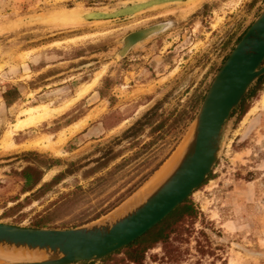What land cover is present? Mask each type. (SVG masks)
Instances as JSON below:
<instances>
[{"label":"rangeland","instance_id":"1","mask_svg":"<svg viewBox=\"0 0 264 264\" xmlns=\"http://www.w3.org/2000/svg\"><path fill=\"white\" fill-rule=\"evenodd\" d=\"M131 1L0 0V94L12 101L0 105V222L70 228L135 200L175 159L215 73L264 7V0H192L132 18H56ZM163 22H168L164 29L123 49L128 35ZM60 69L63 76L49 77ZM99 71L100 80L79 95ZM79 82L85 83L78 87ZM93 87L108 102L106 112L85 136L68 139L72 126L57 134L54 130L90 108L95 99H78ZM257 87L241 116L239 107L209 178L188 197L196 217L177 211L144 235L139 241L146 247L144 264H264V80ZM41 103L65 109L15 130L14 123L27 117L21 110ZM21 130L48 135L15 151L13 140ZM7 131L13 144L3 146ZM62 132L64 141L57 143ZM47 142H54V149L43 147ZM28 152L58 162L48 167L23 155ZM159 163L158 173L109 209ZM27 166L41 171L33 187L21 176ZM45 183L50 184L41 188ZM173 248L178 260L170 259ZM127 250L91 264H127Z\"/></svg>","mask_w":264,"mask_h":264},{"label":"water","instance_id":"2","mask_svg":"<svg viewBox=\"0 0 264 264\" xmlns=\"http://www.w3.org/2000/svg\"><path fill=\"white\" fill-rule=\"evenodd\" d=\"M189 1L135 0L110 10L62 12L56 18L72 22L132 18L158 6ZM262 75L264 7L215 73L182 152L165 175L125 207L80 226L24 227L0 222V264H91L142 236L206 179L224 151L241 100Z\"/></svg>","mask_w":264,"mask_h":264},{"label":"trees","instance_id":"3","mask_svg":"<svg viewBox=\"0 0 264 264\" xmlns=\"http://www.w3.org/2000/svg\"><path fill=\"white\" fill-rule=\"evenodd\" d=\"M264 80V75L260 76L257 81H256V85L255 87L241 100L240 103V116L242 115V113H244L247 109V100L249 98H251L252 96L255 95L256 89L259 88L257 86H259L261 84V82ZM5 97V95H4ZM5 99V98H4ZM12 102V101H11ZM10 101L6 100V103H11ZM134 127H131L129 129H132ZM136 130V129H135ZM24 156H29V155H34L35 159H37V161L39 163L42 164H48V167L53 166L56 162H58V160H47V159H43V158H39V155L36 153H32V152H28V153H24ZM161 165V163H159L156 167H154L151 171H149L146 175H144L134 186H132L126 194H123L122 196H120L118 198V200L113 203L109 209L114 208L116 205H118L120 202H122L126 197H128L129 195H131L143 182H145L149 176L152 175V173L154 171H156L159 166ZM40 173L41 171L32 167V166H27L25 167L22 171H21V176L24 179V182L26 185H29L30 187L35 186L39 180H40ZM210 174L208 175L207 179L209 178ZM57 177L54 178L52 180V182L56 181ZM48 184L50 183H45L41 186V188L43 186H48ZM79 188V187H78ZM177 211H181V213H185L189 218H191V220H193L196 217V210L194 209L193 204L189 201V199H185L182 203H180L174 210H172L165 218H169L171 217L174 213H176ZM97 217V216H96ZM164 218V219H165ZM164 219H162L161 221H163ZM160 221V222H161ZM160 222H158L156 225H154L151 229H149L146 233H144L142 236L138 237L137 239H135L133 242L129 243L127 246L117 250L116 252H114L113 254H118L120 253L122 250L124 249H128L126 251V259L128 260L127 264H144V252H145V248L146 247H140L139 245V241L142 239V237L146 234H148L151 230H153ZM36 227L39 226V224H35ZM175 249H171L170 252L168 250V254L170 255V259L171 260H178L180 254H174L173 251ZM112 255H109L107 257H105L104 259L101 260V262H104L105 260L111 258Z\"/></svg>","mask_w":264,"mask_h":264},{"label":"crops","instance_id":"4","mask_svg":"<svg viewBox=\"0 0 264 264\" xmlns=\"http://www.w3.org/2000/svg\"><path fill=\"white\" fill-rule=\"evenodd\" d=\"M58 66L63 67V66H66V65L65 64H58L55 67L57 68ZM69 70H71V68ZM63 73H64V71H62L60 69L58 72L56 71V73L52 74V76H49V77H56V78H58V77L63 76ZM100 78L101 77H99V80H100ZM90 79L87 80V81H90ZM91 82L89 84H91ZM83 83H85V82H79L78 87H80V85L83 84ZM89 84H87V85H89ZM87 85H84V86H87ZM84 86L80 89V91L84 88ZM94 87H95V85H94ZM94 87L91 88L80 99H78V101L79 100H87L89 98L90 99H95V101H93V103L90 104V108L88 110H86V112H84L82 114H79L78 116L74 117L67 124H64L60 128L54 130L57 134H59L63 130H66L70 126H74L76 124H79V128L80 129L78 128L77 131H75L70 136H68V139L70 137H72V136L73 137L74 136H77L78 134H80L81 136H85V134H87L88 132H90V130H91L90 125L92 124V122L97 121V119L102 114H104L106 112V110L108 108L107 107V103L108 102L106 100H101L99 91H95L94 90ZM0 105L7 106L6 102L2 98L1 94H0ZM89 114L91 115L90 117H88ZM85 118H86V121H85ZM84 122H85V124H84ZM99 124H101V122H97V125H99ZM49 126H51V125H48V127ZM52 133H51V135H52ZM42 135H48V134H41L40 136H42ZM15 136L18 137V141L17 142H15V140H13L14 145L17 146V148L15 149V151L27 149V147H25L24 145L28 144L30 141L34 140L35 138L40 137V136H32V134H29L25 130L18 131L17 133H15Z\"/></svg>","mask_w":264,"mask_h":264},{"label":"bare ground","instance_id":"5","mask_svg":"<svg viewBox=\"0 0 264 264\" xmlns=\"http://www.w3.org/2000/svg\"><path fill=\"white\" fill-rule=\"evenodd\" d=\"M102 73H103V71L97 72L95 77H94V79H93V81H92V83L87 85V86H84V88L78 94L81 95L90 86L95 84ZM260 103L262 105H264V97H262V99L260 100ZM64 109H65L64 106L63 107H58V108H50V107H48L47 104H44V103L36 104V105H33V106H29V107L24 108L23 110H21V113L27 114V117L24 118V119L19 118L14 123V129L15 130L16 129H22L24 127L31 126V125H33L36 122H40L42 120L49 119V118L53 117L55 114L62 112ZM78 128H79V124H76V125L72 126L71 128H69L68 131L71 133V132L76 131ZM11 134H12V131L5 132V134L3 136V139H2L3 146H7V145H12L13 144L12 140H11ZM64 137H65L64 136V132H62L61 135H59V137L57 139V143H60V142L64 141ZM40 143H41V141H35L34 145H39ZM51 143H54V142H47V144H43V147L49 148V149H54V145L51 144ZM182 149L183 148L181 147L180 151L178 152L177 156L172 161V163H170L168 166L164 165L165 167L162 168V170L159 172V174L155 175V177H154V179L152 181L150 180L151 182L146 186L145 189H148L150 186H152L158 179H160L163 175H165V173H167L171 169V167L175 163L176 159L181 154Z\"/></svg>","mask_w":264,"mask_h":264},{"label":"flooded vegetation","instance_id":"6","mask_svg":"<svg viewBox=\"0 0 264 264\" xmlns=\"http://www.w3.org/2000/svg\"><path fill=\"white\" fill-rule=\"evenodd\" d=\"M166 25H168V22H163V23H158V24H154L151 25L147 28H143V29H139L133 33H131L130 35H128L125 40H124V44L125 46L123 47V49H126V47L131 44L134 43L136 41H139L140 39L155 33V32H159L162 29H164V27H166Z\"/></svg>","mask_w":264,"mask_h":264}]
</instances>
